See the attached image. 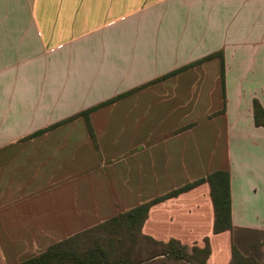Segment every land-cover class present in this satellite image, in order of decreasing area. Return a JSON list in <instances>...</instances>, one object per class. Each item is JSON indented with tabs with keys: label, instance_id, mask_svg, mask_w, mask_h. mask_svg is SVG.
Instances as JSON below:
<instances>
[{
	"label": "crops",
	"instance_id": "1",
	"mask_svg": "<svg viewBox=\"0 0 264 264\" xmlns=\"http://www.w3.org/2000/svg\"><path fill=\"white\" fill-rule=\"evenodd\" d=\"M116 97L88 115L94 143L73 117ZM254 100L264 0H0V264L219 170L233 229L264 232ZM141 232L207 239L206 264H230L206 183L151 206Z\"/></svg>",
	"mask_w": 264,
	"mask_h": 264
},
{
	"label": "trees",
	"instance_id": "2",
	"mask_svg": "<svg viewBox=\"0 0 264 264\" xmlns=\"http://www.w3.org/2000/svg\"><path fill=\"white\" fill-rule=\"evenodd\" d=\"M220 57V54L205 59ZM220 77L223 87V67ZM118 97L85 110L73 118L83 117L87 123L90 138H95L89 124L88 115L92 111L115 102ZM254 124L264 129V110L254 100L252 103ZM37 132L34 136L41 134ZM206 183L213 207V234L229 231L232 234L230 264H264V232L256 230L233 229L229 192V173L226 170L214 171L197 180L180 186L167 194L155 197L124 213L90 227L78 234L48 246L44 251L16 264H206L210 254L209 243L204 239L203 247L188 246L177 240L159 242L142 234L141 227L151 206L176 197L196 186ZM242 235H248L246 238ZM249 236L259 239L250 240ZM241 243H246L250 251H244ZM79 251L83 252L79 256ZM84 258L86 260H84ZM198 262H196V260Z\"/></svg>",
	"mask_w": 264,
	"mask_h": 264
},
{
	"label": "rangeland",
	"instance_id": "3",
	"mask_svg": "<svg viewBox=\"0 0 264 264\" xmlns=\"http://www.w3.org/2000/svg\"><path fill=\"white\" fill-rule=\"evenodd\" d=\"M248 235H242L241 237H247ZM255 239H259L258 238V236H249V239L247 240V243H250V242H252V241H250V240H255ZM241 247H242V249L244 250V251H250V249L249 248H247V245H246V243H244V244H242L241 243ZM190 249H191V247H189L188 248V252H189V254H190ZM83 255V252L82 251H79V256H82ZM84 260H86L85 258H84ZM198 260L199 259H197L196 260V262H198ZM262 262H264V257L262 258Z\"/></svg>",
	"mask_w": 264,
	"mask_h": 264
}]
</instances>
